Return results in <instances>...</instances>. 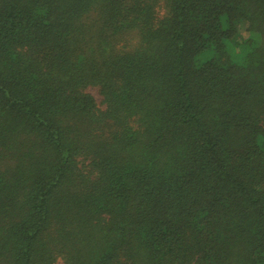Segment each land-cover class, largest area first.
I'll list each match as a JSON object with an SVG mask.
<instances>
[{"label": "trees", "instance_id": "obj_1", "mask_svg": "<svg viewBox=\"0 0 264 264\" xmlns=\"http://www.w3.org/2000/svg\"><path fill=\"white\" fill-rule=\"evenodd\" d=\"M0 264H264V0H0Z\"/></svg>", "mask_w": 264, "mask_h": 264}, {"label": "rangeland", "instance_id": "obj_2", "mask_svg": "<svg viewBox=\"0 0 264 264\" xmlns=\"http://www.w3.org/2000/svg\"><path fill=\"white\" fill-rule=\"evenodd\" d=\"M87 90L90 92V94H93V96L95 97V100H96V102L98 103V105L100 106V107H102L103 106V104H101L100 103V95L98 94V91H97V88L96 87H93V86H89L88 88H87Z\"/></svg>", "mask_w": 264, "mask_h": 264}]
</instances>
